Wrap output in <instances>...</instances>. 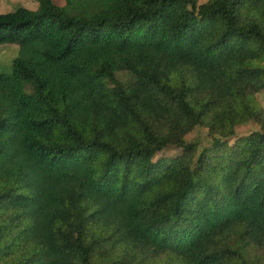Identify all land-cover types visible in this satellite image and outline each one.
Listing matches in <instances>:
<instances>
[{"label": "trees", "instance_id": "1", "mask_svg": "<svg viewBox=\"0 0 264 264\" xmlns=\"http://www.w3.org/2000/svg\"><path fill=\"white\" fill-rule=\"evenodd\" d=\"M56 1L0 14V264H264V0Z\"/></svg>", "mask_w": 264, "mask_h": 264}, {"label": "rangeland", "instance_id": "2", "mask_svg": "<svg viewBox=\"0 0 264 264\" xmlns=\"http://www.w3.org/2000/svg\"><path fill=\"white\" fill-rule=\"evenodd\" d=\"M57 4L63 5V0H57ZM18 8H25L35 11L38 8V0H0V14H7L15 11ZM19 48L16 44L0 45V74H10L12 63L18 57ZM120 80H128L129 77L124 74H118ZM256 99L261 107L264 108V92L256 95ZM259 127L255 123H249L236 128V135H246ZM187 141H197L201 145L208 144L210 140L207 137V132L204 128L197 127L192 133L186 137Z\"/></svg>", "mask_w": 264, "mask_h": 264}]
</instances>
